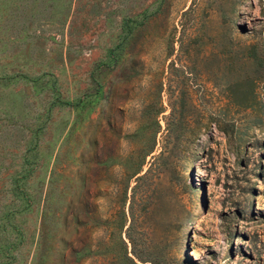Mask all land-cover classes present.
Masks as SVG:
<instances>
[{"label": "rangeland", "instance_id": "rangeland-1", "mask_svg": "<svg viewBox=\"0 0 264 264\" xmlns=\"http://www.w3.org/2000/svg\"><path fill=\"white\" fill-rule=\"evenodd\" d=\"M125 250L264 264V0H0V264Z\"/></svg>", "mask_w": 264, "mask_h": 264}, {"label": "trees", "instance_id": "trees-1", "mask_svg": "<svg viewBox=\"0 0 264 264\" xmlns=\"http://www.w3.org/2000/svg\"><path fill=\"white\" fill-rule=\"evenodd\" d=\"M152 140V139H151ZM150 141V139L148 140ZM151 144V145H150ZM154 143H146V145H144L141 150H140V160L139 163L137 164V166H135V168L132 169L130 176H134L137 173H139L141 170V165L144 163V159L150 155L153 151V145ZM130 215L132 217H134L132 211H130ZM116 257L117 259H119V263L120 264H139L136 259L134 257H131L128 253V251H119L116 253ZM138 260L140 259L139 257H136Z\"/></svg>", "mask_w": 264, "mask_h": 264}]
</instances>
